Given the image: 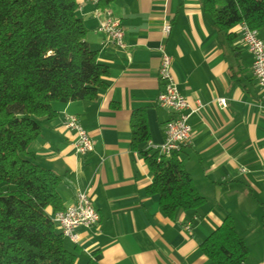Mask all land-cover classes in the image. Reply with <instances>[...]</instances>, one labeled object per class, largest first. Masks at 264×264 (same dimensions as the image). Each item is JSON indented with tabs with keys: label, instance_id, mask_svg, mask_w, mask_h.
<instances>
[{
	"label": "crops",
	"instance_id": "obj_1",
	"mask_svg": "<svg viewBox=\"0 0 264 264\" xmlns=\"http://www.w3.org/2000/svg\"><path fill=\"white\" fill-rule=\"evenodd\" d=\"M76 2L85 40L108 66V86L95 100L53 103L56 115L38 119L40 133L29 146L36 163L59 177L63 207L81 191L99 215L93 226L76 229L77 243L65 238L76 264L95 254L99 264H214L200 244L227 216L246 244L244 264H264V90L239 26L227 41L203 11V0ZM104 9L119 19L123 47L98 30ZM165 20L167 36L161 33ZM159 47L171 58L180 93L191 106L202 105L189 117L191 137L179 156L204 203L172 217L162 212L158 194L147 193L153 175L130 145L132 112L143 109L146 118L149 140L141 149L163 142L171 118L155 103L162 90ZM65 113L76 116L92 151H75L74 133L62 125Z\"/></svg>",
	"mask_w": 264,
	"mask_h": 264
},
{
	"label": "trees",
	"instance_id": "obj_2",
	"mask_svg": "<svg viewBox=\"0 0 264 264\" xmlns=\"http://www.w3.org/2000/svg\"><path fill=\"white\" fill-rule=\"evenodd\" d=\"M76 11V0H0V264H76L52 220L64 208L59 177L29 151L38 119L56 115L53 103L95 100L108 86V66L86 42ZM203 11L227 41L241 23L264 37V0H203ZM130 127L131 148L153 175L146 191L159 195L164 215L203 204L179 153L159 158L141 149L149 140L143 109L131 113ZM200 248L214 264H244L247 255L229 216ZM99 257L86 264H99Z\"/></svg>",
	"mask_w": 264,
	"mask_h": 264
},
{
	"label": "built area",
	"instance_id": "obj_3",
	"mask_svg": "<svg viewBox=\"0 0 264 264\" xmlns=\"http://www.w3.org/2000/svg\"><path fill=\"white\" fill-rule=\"evenodd\" d=\"M97 2V0H91ZM104 17L99 22L98 30L103 32L108 41L123 47V28L118 18L111 15L109 10H103ZM171 30V24L165 20L161 27L163 36H167ZM240 39L251 53L252 73L259 87L264 90V39L259 36V31L250 28L247 24L241 23L239 26ZM160 61L157 70L158 78L162 83V90L155 98L157 106L166 108L171 113V118L165 123L163 142L149 149L155 150L159 158L170 156L172 153H179L188 143L191 137V127L188 123L192 113L200 111L202 105L197 103L191 106L187 99L180 93L172 73V62L170 56L165 53L163 47H159ZM224 105L223 99L217 101ZM62 125L65 129L74 133L73 146L77 153L84 154L92 151L93 141L81 126L76 116L65 113ZM99 215L91 204L85 192H77L72 204L58 210L52 214V220L57 225L65 238L73 243H77L79 235L76 232L78 227H91L97 223ZM182 264V263H172Z\"/></svg>",
	"mask_w": 264,
	"mask_h": 264
}]
</instances>
